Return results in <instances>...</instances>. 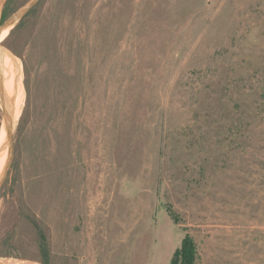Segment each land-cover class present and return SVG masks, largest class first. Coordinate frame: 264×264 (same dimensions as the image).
<instances>
[{
  "label": "rangeland",
  "instance_id": "obj_1",
  "mask_svg": "<svg viewBox=\"0 0 264 264\" xmlns=\"http://www.w3.org/2000/svg\"><path fill=\"white\" fill-rule=\"evenodd\" d=\"M10 31L5 259L41 264L35 219L48 264H169L184 234L264 264V0H40Z\"/></svg>",
  "mask_w": 264,
  "mask_h": 264
},
{
  "label": "trees",
  "instance_id": "obj_2",
  "mask_svg": "<svg viewBox=\"0 0 264 264\" xmlns=\"http://www.w3.org/2000/svg\"><path fill=\"white\" fill-rule=\"evenodd\" d=\"M13 0H6L3 6L1 17H0V25L11 15L14 13V9L12 8ZM33 12V9L24 17L26 18L29 14ZM23 18V19H24ZM13 28V30L18 28L21 25V22ZM9 173V172H8ZM1 191V189H0ZM170 217L177 224V217L169 211ZM34 233V245L41 256V264H48L49 263V242L47 238V232L45 228L42 226L40 222L33 219L30 221ZM12 235L7 233L4 238L2 239V248H0V258L6 257H13L17 258L19 256L18 251L9 247V240ZM7 248V249H6ZM196 258V248L192 237L188 234H184L180 240L179 245L175 248L169 264H195Z\"/></svg>",
  "mask_w": 264,
  "mask_h": 264
},
{
  "label": "bare ground",
  "instance_id": "obj_3",
  "mask_svg": "<svg viewBox=\"0 0 264 264\" xmlns=\"http://www.w3.org/2000/svg\"><path fill=\"white\" fill-rule=\"evenodd\" d=\"M8 31H9L8 28L2 30L0 34V41L2 40L4 35L8 33ZM2 51L3 50H0V54L2 53ZM17 73H18V69L13 57L9 54L5 56L0 55V87L2 92L3 102L7 107L14 105L12 102L13 100H15L14 98L16 97L17 91H19L17 90V84H18ZM9 158H10V150L8 147L6 131L3 125L0 131V177L3 173L4 167L8 162Z\"/></svg>",
  "mask_w": 264,
  "mask_h": 264
},
{
  "label": "water",
  "instance_id": "obj_4",
  "mask_svg": "<svg viewBox=\"0 0 264 264\" xmlns=\"http://www.w3.org/2000/svg\"><path fill=\"white\" fill-rule=\"evenodd\" d=\"M40 2V0H30L24 7L19 9L18 11L14 12L12 15H10L1 25H0V34L3 29L8 28L9 30H12L16 27V25ZM0 102L2 107V114H3V121H4V128L7 135V142L8 147L11 153V117L8 111L6 110L5 104L3 102L1 87H0ZM10 166V158L8 162L6 163L3 173L0 177V189L3 186V182L8 174ZM0 264H27V263H20L14 260H8L5 258H0Z\"/></svg>",
  "mask_w": 264,
  "mask_h": 264
},
{
  "label": "crops",
  "instance_id": "obj_5",
  "mask_svg": "<svg viewBox=\"0 0 264 264\" xmlns=\"http://www.w3.org/2000/svg\"><path fill=\"white\" fill-rule=\"evenodd\" d=\"M5 1L6 0H0V17H1V12H2L3 6L5 4Z\"/></svg>",
  "mask_w": 264,
  "mask_h": 264
}]
</instances>
